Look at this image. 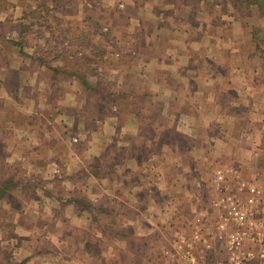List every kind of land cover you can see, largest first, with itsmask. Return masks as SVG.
Instances as JSON below:
<instances>
[{
  "label": "crops",
  "instance_id": "1",
  "mask_svg": "<svg viewBox=\"0 0 264 264\" xmlns=\"http://www.w3.org/2000/svg\"><path fill=\"white\" fill-rule=\"evenodd\" d=\"M125 1L128 7L118 25L142 34L139 46L145 73L128 72L117 88L104 79L85 76L95 89L100 83L108 86L110 102L123 98L124 105L115 106L119 113L109 108L106 115L96 117L101 112L96 108L82 114L80 88L66 84L67 76L60 71L66 59L46 63L33 56L34 47L20 42L22 38L7 43L0 37V130L9 131L0 135V239L13 245L9 255L13 263L144 264L140 258L157 248L150 249V244L160 241L166 226L184 223L175 211L184 208L185 216H192V197L203 191L198 183L209 180L214 162L226 165L224 175L236 179V197L246 198L253 189L264 195V60L253 57L256 67L249 72L241 55L235 54L231 74H226L224 46H217L216 61L203 57L210 44L208 27L200 24L204 13L199 24L181 21L179 32L174 27L178 4ZM35 2L0 4V16L11 23L13 35L20 34L13 23L30 28L27 18L33 16ZM80 12L71 18L77 19ZM182 16L188 17L186 12ZM165 29L185 36L174 42L168 34L167 40ZM152 35L155 40L150 41ZM209 65H215V70ZM225 86L237 92L226 109L217 99ZM236 112L249 113L237 140L229 133L239 126ZM93 120L101 126L92 132ZM65 125L79 134L88 126L90 149L75 155V164L64 165V179L56 181L52 162L62 156L74 162V154L50 132ZM114 145L124 150L123 162L113 170L116 183L110 174L83 173V163L79 168L83 155L91 156L86 157L90 162L99 157L112 161ZM145 148L155 153H145ZM188 155L198 165L196 170L189 168ZM146 156L157 159L161 170L154 179L157 189L149 186L152 192L145 185ZM31 177L40 181L38 186H31ZM9 226L18 234L9 237L4 229ZM217 241L213 250L221 249Z\"/></svg>",
  "mask_w": 264,
  "mask_h": 264
},
{
  "label": "rangeland",
  "instance_id": "2",
  "mask_svg": "<svg viewBox=\"0 0 264 264\" xmlns=\"http://www.w3.org/2000/svg\"><path fill=\"white\" fill-rule=\"evenodd\" d=\"M141 1V0H138ZM175 4L179 5V15L178 23L174 25L175 28L179 29L181 32L182 26L181 21H187L191 23L199 24L201 19V12L205 14L204 21H201L204 26H207V35L209 36L210 44H208L205 50H207V57L211 61H216L217 58V46H224L226 51V61H224V66L226 69V74H231L229 69L233 64V58L236 55H241L245 61V67L247 71L253 70L256 67L252 61L253 57L264 60V0H169ZM24 3V2H23ZM0 4H5L9 6V0H0ZM33 16H29L27 21L30 28L26 30L24 27L26 24L20 26L15 23L14 29L20 33L17 36L13 35V28L11 23L8 21H3L6 18L0 16V37L4 42H13L15 40L24 42L33 46L35 52L33 56L43 59L46 63L56 60L64 61L66 59V65L60 67V71L64 73L67 77L66 84L69 86H74L80 88L82 92L79 103L82 107V114L87 110L98 109L101 110L100 113L95 114L104 116L109 110L112 113H119L116 109V104L120 106L124 105L123 98H118L114 105L106 98L108 86L104 87V84H99V87L95 89L93 81H86L85 76L92 75L98 80L104 79L112 84L114 88L123 85L122 80H124V75L128 72L134 73V71L140 70L141 74L145 73V65L142 60L143 51L140 50L142 46L143 38L142 34L136 33L132 34L129 29H123L118 24L121 20V15L126 11L125 0H36L33 3ZM23 6V5H22ZM21 6V7H22ZM25 6V5H24ZM25 10L27 7H24ZM131 8V6H129ZM202 8V9H201ZM31 10V9H30ZM62 16L65 15L66 18ZM77 11H81L80 17L77 19H72L71 16L76 14ZM165 12V11H163ZM183 12H186L188 17H183ZM203 20V19H201ZM166 22V21H165ZM28 25V24H27ZM169 26V23L166 24ZM181 29V30H180ZM124 30V31H123ZM165 37L168 40L172 39L174 42L179 40L183 33L172 35L169 30L165 29ZM155 33V32H154ZM23 35V36H21ZM174 36V38H173ZM177 36V37H176ZM199 36V35H198ZM198 36L195 38L198 40ZM25 40V41H24ZM151 40H155L153 35ZM182 41V40H180ZM219 44V45H218ZM140 45V46H139ZM223 48H220L222 51ZM196 53V51H195ZM194 53V55H195ZM223 55L224 53H221ZM224 55V56H225ZM211 70H215V65H209ZM230 67V68H229ZM264 72V70H262ZM263 75V73H262ZM231 76V75H230ZM120 78L122 79L120 81ZM264 76L262 77V81ZM104 83V82H102ZM103 86V87H102ZM111 89V88H110ZM79 92V91H78ZM237 92L228 89V86L224 87V91L220 92L218 100L223 104V108H227L229 104L233 102L234 95ZM104 96V97H103ZM250 98V97H249ZM135 100L133 99V102ZM251 99H248L249 103ZM98 102V107L94 104ZM131 102V101H130ZM74 105H67V107H73ZM141 116L142 113L140 114ZM249 113L236 112V117L238 119L239 128L231 130L229 132L231 137L237 140L238 134L244 131L242 129V124ZM22 119V118H20ZM40 120L43 117L39 116ZM39 121V120H38ZM91 124L92 132L99 129L100 122L93 120ZM82 129V128H81ZM86 129V130H85ZM79 130V127H78ZM90 128L84 126L81 132L77 133L65 126H59V128H51L50 132L55 135L63 144H65L68 153L74 154L73 159L62 156L52 162V178L56 181H62L64 179L63 171H65L64 165H70V163H76L75 155H81L83 152L90 149L89 134ZM8 130H0V135H8ZM168 139V137H165ZM186 148V145H183ZM112 148V153L115 150V157L112 161H106L105 159L97 158L94 162H90L91 159H86L83 155V160L79 162V168L81 164H85L82 169L84 172H101L100 174L106 175L110 174L111 180L116 183L117 175L113 173L116 171L115 166L123 162V152L120 146L114 145ZM154 152V149L145 148V153ZM190 152V151H186ZM87 155V154H86ZM64 157V158H63ZM91 157V156H89ZM145 157L147 162L146 169L144 171L145 185L153 186L157 189V183H154L156 177L161 176V170L157 165V159ZM188 161L190 163L189 168L196 170L198 165L188 155ZM91 163V164H90ZM21 168V164L17 162V166ZM226 165L223 163L214 162L210 167L212 170V176L209 180L201 185L198 183L199 193H195L192 197L194 199V209L191 212V217L185 216L184 208L181 211H175L177 217L180 216L178 220H183V224H168L167 231L162 232L160 241L152 246L150 244V249L153 247V252L151 255H146L144 258H140L144 261V264H170L175 262L180 254L178 250L185 246L186 242L192 244L193 242H198L196 246L202 248V242L196 241L195 237L205 238L208 236V229L203 228L201 225V220L205 214L208 212L209 215L213 217V220L217 221L218 214L215 210L210 209V202L219 197L220 191L223 187L229 188L230 191L237 184L236 179L234 180L228 175L225 176V183L216 180L217 172H221L224 175ZM3 169V166L0 165ZM20 170H24L21 168ZM192 170V171H193ZM18 171V170H17ZM21 172V171H20ZM19 175V173H16ZM226 174V173H225ZM160 175V176H159ZM147 178V179H146ZM26 179V178H25ZM32 181L31 186H38L39 182L35 178H30ZM14 181H12L13 183ZM159 182V181H158ZM22 183V181H21ZM19 184V183H18ZM201 185V186H200ZM149 190L152 192V189ZM150 195V194H149ZM162 198L168 202H173V198ZM163 201V200H162ZM168 203L166 202V205ZM169 206V205H168ZM176 208V206H175ZM189 211V210H188ZM189 214V213H188ZM5 218V217H4ZM9 237L11 234H18L13 227L9 226L4 228ZM192 240H188L189 238ZM0 262L2 264H16L9 260V255L11 253L10 242L4 239H0ZM210 242V241H209ZM12 244V243H11ZM214 244H211L213 246ZM215 249V248H214ZM216 250V249H215ZM154 253L155 256H152ZM54 264V263H47Z\"/></svg>",
  "mask_w": 264,
  "mask_h": 264
},
{
  "label": "built area",
  "instance_id": "3",
  "mask_svg": "<svg viewBox=\"0 0 264 264\" xmlns=\"http://www.w3.org/2000/svg\"><path fill=\"white\" fill-rule=\"evenodd\" d=\"M216 177L225 183L221 172ZM252 192L242 199L234 195V188L223 187L219 197L210 202L217 221L205 212L201 225L208 229V236L195 237L202 248L196 246L198 242H186L178 250V259L170 264H264V195L259 190ZM217 238L221 249L213 250L211 244L218 242Z\"/></svg>",
  "mask_w": 264,
  "mask_h": 264
}]
</instances>
